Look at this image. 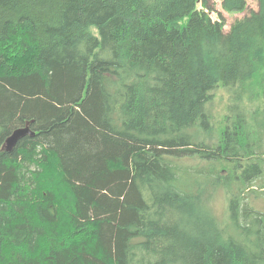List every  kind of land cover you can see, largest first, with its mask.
Instances as JSON below:
<instances>
[{"label":"trees","instance_id":"1","mask_svg":"<svg viewBox=\"0 0 264 264\" xmlns=\"http://www.w3.org/2000/svg\"><path fill=\"white\" fill-rule=\"evenodd\" d=\"M257 2L0 0V264H264Z\"/></svg>","mask_w":264,"mask_h":264},{"label":"rangeland","instance_id":"2","mask_svg":"<svg viewBox=\"0 0 264 264\" xmlns=\"http://www.w3.org/2000/svg\"><path fill=\"white\" fill-rule=\"evenodd\" d=\"M209 4L217 10V12L222 11L225 20L227 22L226 29H229L231 23L237 18L244 16L245 13H228L222 10L221 8V0H208ZM250 4V10L251 9H258V2L257 0H249ZM198 6L201 7V3H198ZM214 15V14H213ZM187 19V18H185ZM229 102V94L225 89H219L218 94L216 98L214 99L213 103L210 106V111L212 114L211 125L213 126V130L210 133L211 134V140L217 141L218 134L221 127V122L223 121V118L225 114L227 113L226 107ZM197 130V129H195ZM199 162L198 159L195 158H184L179 161L180 164L193 166L195 163ZM202 164H205L204 162H201ZM181 186L184 188H188L190 185H192L194 179L192 176L189 175H181ZM258 184V183H257ZM258 188V185H257ZM225 192L219 191L218 194L215 196L213 200L214 209L219 217H224V213L227 211V200L225 198ZM248 199L250 200L251 204L258 209L264 207V202L262 199H258V191H252L247 194ZM228 212V211H227Z\"/></svg>","mask_w":264,"mask_h":264},{"label":"water","instance_id":"3","mask_svg":"<svg viewBox=\"0 0 264 264\" xmlns=\"http://www.w3.org/2000/svg\"><path fill=\"white\" fill-rule=\"evenodd\" d=\"M35 132L29 127H22L16 129L7 139L5 142V148L7 151H12L19 140L26 136V135H34Z\"/></svg>","mask_w":264,"mask_h":264}]
</instances>
